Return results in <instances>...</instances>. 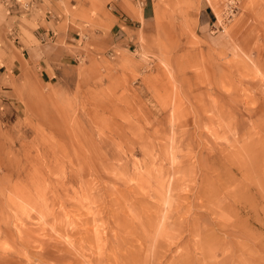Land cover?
Here are the masks:
<instances>
[{"label": "rangeland", "instance_id": "374dc122", "mask_svg": "<svg viewBox=\"0 0 264 264\" xmlns=\"http://www.w3.org/2000/svg\"><path fill=\"white\" fill-rule=\"evenodd\" d=\"M17 1L0 264H264V0ZM55 16L68 49L29 63Z\"/></svg>", "mask_w": 264, "mask_h": 264}, {"label": "crops", "instance_id": "0c3cea01", "mask_svg": "<svg viewBox=\"0 0 264 264\" xmlns=\"http://www.w3.org/2000/svg\"><path fill=\"white\" fill-rule=\"evenodd\" d=\"M4 3H10L11 1V5H14L15 8H19L21 9L19 3V1L17 0H2ZM9 1V2H8ZM41 2H43V0H40ZM207 8H209V4L206 5ZM153 11L151 9V6L148 4V0H142V11L140 13V17L143 21L148 20L149 18L152 17ZM21 19L20 17L17 19L18 21H13L8 23L5 20H0V40H4L5 38H7L8 36H10L11 34L9 33V29L10 27L15 30V34L16 36H19V22ZM51 21H54V25L51 23ZM63 21V17L61 18H57L56 16L54 17V19H52L51 17H46L45 19L40 18L38 20L39 22V29H38V33L34 32L35 37L41 41L42 43L40 45L38 44H28L26 49L29 53V56L33 59L31 60L29 63L34 64L35 62H41L42 64H44L45 60L44 59H48L49 57V52L52 49L55 50H60V53L63 54V52H65L68 48L65 46V44H59L58 46H56V41H58L61 37H64V27H58L57 24L62 23ZM12 23V24H11ZM57 23V24H56ZM120 23H123L122 20H120ZM50 26V27H49ZM54 26V28H53ZM54 35H53V33ZM17 32V33H16ZM71 33V32H70ZM51 37V38H50ZM47 38L51 39L52 41L54 40V42L52 43H47ZM1 52V51H0ZM66 55V54H65ZM65 55H62L61 57H64ZM46 57V58H45ZM52 60L55 59V57H50Z\"/></svg>", "mask_w": 264, "mask_h": 264}, {"label": "built area", "instance_id": "2783aa9c", "mask_svg": "<svg viewBox=\"0 0 264 264\" xmlns=\"http://www.w3.org/2000/svg\"><path fill=\"white\" fill-rule=\"evenodd\" d=\"M236 0H229L227 4V12L229 16H233L236 9Z\"/></svg>", "mask_w": 264, "mask_h": 264}]
</instances>
